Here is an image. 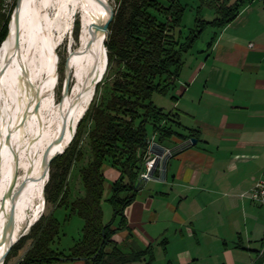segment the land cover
I'll list each match as a JSON object with an SVG mask.
<instances>
[{"label":"crops","instance_id":"obj_1","mask_svg":"<svg viewBox=\"0 0 264 264\" xmlns=\"http://www.w3.org/2000/svg\"><path fill=\"white\" fill-rule=\"evenodd\" d=\"M215 33L185 55L170 102L154 100L178 114L183 136L165 142L175 150L166 179L142 181L115 236L126 251L150 248L152 264H264V205L249 197L264 180V0ZM193 131L197 144L184 137ZM103 170L110 187L120 174Z\"/></svg>","mask_w":264,"mask_h":264},{"label":"trees","instance_id":"obj_2","mask_svg":"<svg viewBox=\"0 0 264 264\" xmlns=\"http://www.w3.org/2000/svg\"><path fill=\"white\" fill-rule=\"evenodd\" d=\"M7 0H0V46L7 38L9 23L17 0L9 10ZM113 21L106 40L107 71L117 68L112 94L106 103L94 99L80 124L92 122L89 142L92 159L82 168L85 195L68 203L67 178L73 162L83 157L75 137L64 154L51 163L50 179L45 188L46 203L55 209L67 208L64 222L53 213L43 215L31 228L33 244L20 264H46L61 260H84L88 264H146L154 262L150 248L126 251L115 240L125 228L126 208L134 201L147 171L146 162L152 159L150 146H164L174 136H183L178 114L166 111L154 102V95H169L177 88L185 55L208 29L222 30L234 22L242 10L254 0H197L195 22L183 32V19L189 7L183 0H116ZM102 15L104 3L100 0ZM203 9L215 13L213 19L202 15ZM216 40V33L209 45ZM107 73V72H106ZM172 98L176 99L175 96ZM196 131L184 136L196 138ZM72 134V133H71ZM67 135L65 141L71 136ZM110 164L119 172L111 184L107 201L113 208V218L104 221L103 201L106 178L103 167ZM159 171H155L158 175ZM73 215L84 221L81 237L69 250L55 248L63 225ZM119 224L114 228L116 220ZM23 241V240H22ZM19 248L15 246L13 250ZM4 264H7L5 261Z\"/></svg>","mask_w":264,"mask_h":264},{"label":"bare ground","instance_id":"obj_3","mask_svg":"<svg viewBox=\"0 0 264 264\" xmlns=\"http://www.w3.org/2000/svg\"><path fill=\"white\" fill-rule=\"evenodd\" d=\"M104 1L102 15L100 0H24L21 50L13 45L14 26L0 48V75L8 66L0 85V204L13 188L18 205L15 240L44 211V153L68 146L107 72L108 37L102 27L110 17V8ZM66 40L74 82L63 100L46 109L48 86L54 90V71L58 72V66L54 70V52ZM98 74L103 77L95 84ZM63 128L64 138L58 141ZM9 133L11 139L6 141ZM11 205L9 198L7 212ZM6 220L7 213L0 211V238ZM7 246L0 248V255Z\"/></svg>","mask_w":264,"mask_h":264},{"label":"rangeland","instance_id":"obj_4","mask_svg":"<svg viewBox=\"0 0 264 264\" xmlns=\"http://www.w3.org/2000/svg\"><path fill=\"white\" fill-rule=\"evenodd\" d=\"M102 1L105 6V1L104 0ZM107 1H108V4L110 3L114 9L118 7V3L116 0H107ZM183 1H187L189 4V7L186 10V13L183 19V32L187 33L188 30L192 28L194 25L198 2L197 0H183ZM12 2H13L12 0L6 1L7 10H9ZM109 8H110V5H109ZM52 12L53 11L51 10V13ZM202 15L206 19H213L215 17V13L209 9H203ZM76 29L78 30V27ZM77 30H75L76 35H77V32H76ZM213 32H214L213 28H208L202 34V36L196 41L193 51L205 49L208 42L211 40ZM66 46H67V40L61 43L57 47V50H55L54 52V70L58 66V72L56 73L54 71V90L50 87V84L48 86L49 97L45 103L46 109L53 107L56 103L64 99L65 94H66L64 93V83L66 80V74L67 75L69 74L71 76V79H72L71 86L74 82L73 77L75 74H74V71H72L71 66L67 70V73L65 70V62L67 59H70L68 52L66 51L67 50ZM116 72H117V68L115 66H111L108 69L107 73L105 74L103 80L97 85L98 90L95 96V102L98 105L104 104L107 102V100H109L112 94V83H113ZM166 98L168 97L165 95H160V94L154 95V100L158 105H161L160 103H163V102L164 103L170 102V99L169 98L166 99ZM79 123L76 129V132L77 130H79V135L76 140L79 142V148L82 151L83 157L80 161L73 162V165L70 169V172L67 178L66 185L69 190V193H68V203L69 204L75 199L79 197H83L85 195V189H84V185L82 181L81 170L82 168L86 167L92 159L90 142H89V137H88L89 132L91 131L93 127L92 122L87 119L80 124V127H79ZM26 134L27 132L23 133V135H26ZM152 156H153L152 159H154V155ZM152 159L150 158L147 160L146 162L147 167H148V163ZM110 193H111V186L109 187L107 183L105 187L104 201H103V211H104V221L105 222L111 221L113 218L112 205L111 203L107 201V198L109 197ZM45 199H46V195H45ZM68 212L69 210L67 208L55 209V204L53 203L48 204L45 202L43 215L49 216L50 214L53 213L57 218L63 219L65 217V214H68ZM83 226H84V221L79 216L73 215L71 219L66 224L63 225V235L61 237V244H60L61 245L60 247L62 249L60 248L58 249L64 250L67 253V251L74 244V242L81 237ZM30 231L14 245V247L19 246V248H16L15 250L13 249L11 250V252L9 253L6 259L7 264H20V262L23 260L25 254L28 252V250L31 248L33 244V239L30 238V236H28L30 234Z\"/></svg>","mask_w":264,"mask_h":264},{"label":"water","instance_id":"obj_5","mask_svg":"<svg viewBox=\"0 0 264 264\" xmlns=\"http://www.w3.org/2000/svg\"><path fill=\"white\" fill-rule=\"evenodd\" d=\"M23 3L24 0H17L16 1V6L13 10L12 16H11V20L9 23V32L7 35V38L5 40H7L11 35H12V29L14 26V48H16L18 51L21 50V19H22V9H23ZM110 5V17L107 20V22L103 25L102 29L106 32V34L108 35L109 32V27L111 22L113 21L114 15H115V9L112 7V5L109 3ZM4 40V41H5ZM4 45V42L1 44L2 48ZM22 54H19V58L21 59ZM70 67L69 65V60H67V62L65 63V70H68ZM8 69V66L6 68H4L3 72L0 75V85L2 83V78L4 77L6 71ZM103 77V74H98L96 80L94 81L95 84H98L101 79ZM71 76L68 74H66V80L64 83V93H68L71 87ZM94 98H92V100L90 101L86 111L84 112L82 118L84 117V115L86 114L87 110L89 109L92 101ZM38 106L35 107V111H38ZM26 118V116L24 117ZM11 133H9L6 137V141H10L11 139ZM76 134V132H75ZM74 136L70 139L69 144L66 148H63L61 151L59 152H53V148H49L46 150V152L44 153L43 156V165H44V173H43V178L47 179V183L50 179V170H51V163L53 162V160L58 157L59 155H62L65 153V151L68 149V147L71 145ZM65 135V129H62V132L59 136V140L58 141H62ZM191 141L193 142V144H197V139L192 138ZM150 153L152 155H154V163L152 165V167L150 168L149 172H148V178H154V174L155 171L157 169L160 170L159 172V179L160 180H165L166 179V169H167V162L168 160L173 156V154L175 153V150L172 149H168L165 146L157 143V142H153L151 147H150ZM44 186V195H45V188L46 185ZM13 192V188H10L3 196L1 204H0V211L1 212H6L7 213V220L5 222L4 225V230H3V234L2 237L0 238V248H2L6 243L8 244L7 249L0 255V264H4L9 253L11 252V250L13 249L14 245L23 237L25 236L30 230L31 228L34 226V224L36 222L39 221V219L43 216V212L37 217L35 218V220L31 223H29V225L26 227V229L24 230L23 234L17 239L15 240L14 238V231H15V225H16V212H17V204L15 201V197L16 195L12 194ZM11 198L12 200V205L9 209V211L7 212V200ZM46 200V199H45Z\"/></svg>","mask_w":264,"mask_h":264},{"label":"built area","instance_id":"obj_6","mask_svg":"<svg viewBox=\"0 0 264 264\" xmlns=\"http://www.w3.org/2000/svg\"><path fill=\"white\" fill-rule=\"evenodd\" d=\"M153 163H154V159L150 160V162L148 163L147 171L144 174H142V178L144 179L148 178V172L152 167ZM249 197L253 202L258 203L260 205H264V180L257 182V184L249 193ZM261 254L264 258V246Z\"/></svg>","mask_w":264,"mask_h":264}]
</instances>
